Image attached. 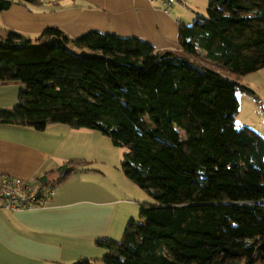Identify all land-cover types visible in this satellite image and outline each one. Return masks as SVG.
Wrapping results in <instances>:
<instances>
[{
	"label": "trees",
	"instance_id": "16d2710c",
	"mask_svg": "<svg viewBox=\"0 0 264 264\" xmlns=\"http://www.w3.org/2000/svg\"><path fill=\"white\" fill-rule=\"evenodd\" d=\"M16 1L42 4L0 0V12ZM179 41L181 52L98 31L50 27L33 41L6 30L0 81L22 87L0 123H68L127 148L124 174L154 200L120 240H97L102 264H264V137L237 123V94L258 95L231 76L264 68V0H210Z\"/></svg>",
	"mask_w": 264,
	"mask_h": 264
},
{
	"label": "crops",
	"instance_id": "0c3cea01",
	"mask_svg": "<svg viewBox=\"0 0 264 264\" xmlns=\"http://www.w3.org/2000/svg\"><path fill=\"white\" fill-rule=\"evenodd\" d=\"M209 2L186 0L165 11L150 0H42L29 6L16 1L0 12V34L14 30L36 41L47 28L58 27L70 38L98 31L139 37L156 49L181 52V26L207 15ZM240 83L258 99L237 94L238 126H249L264 137L259 112L264 109V68ZM21 87L20 81H0V108H12ZM108 140L100 131L68 123H50L45 130L0 123V173L34 182L58 181L59 168L69 160L81 161L56 184L45 205L0 210V264H74L80 259L97 264L105 250L97 240L123 237L148 194L124 174L122 158Z\"/></svg>",
	"mask_w": 264,
	"mask_h": 264
},
{
	"label": "built area",
	"instance_id": "2783aa9c",
	"mask_svg": "<svg viewBox=\"0 0 264 264\" xmlns=\"http://www.w3.org/2000/svg\"><path fill=\"white\" fill-rule=\"evenodd\" d=\"M152 5L165 11L176 3L186 0H150ZM264 119V114H263ZM66 176V170L59 174L61 179ZM55 181H31L13 175L0 173V210L31 209L45 205L55 192Z\"/></svg>",
	"mask_w": 264,
	"mask_h": 264
},
{
	"label": "rangeland",
	"instance_id": "374dc122",
	"mask_svg": "<svg viewBox=\"0 0 264 264\" xmlns=\"http://www.w3.org/2000/svg\"><path fill=\"white\" fill-rule=\"evenodd\" d=\"M187 5H189L190 6V3H187ZM208 5H209V3H208ZM207 5V6H208ZM205 15L206 14V12H204V13H201V15ZM71 48H73V46H70ZM232 76V78L234 79V80H236V81H238V82H240L241 80H243V78L245 77V76H237V75H231ZM245 81L246 82H248V77L247 78H245ZM249 83V82H248ZM246 93H239V96H243V95H245ZM239 102H240V99H239ZM3 109H6V108H3ZM259 112H261V115L263 116V114H264V109H261L260 108V111ZM261 116H259V119H262V117L260 118ZM240 119H241V117H237V123H239L240 122ZM97 131V130H96ZM108 137V136H107ZM108 141H109V143H110V145L113 147V149H115V151L117 152L115 155H117V158H118V156H120L121 158L123 157V155H124V153L127 151V148H125V147H120V146H115L113 143H112V141H111V139L108 137ZM106 158H107V156H105ZM122 161V160H121ZM81 162V161H80ZM121 165V164H120ZM92 168H94V167H92ZM59 177V176H58ZM147 193V192H146ZM148 194V193H147ZM146 194V195H147ZM149 195V194H148ZM147 195V197H148V202H152L154 199L149 195L148 196ZM140 197H145V192H144V194H143V196H141V195H139ZM139 197V198H140ZM139 213H140V207L138 208V211H137V213H136V215H135V217H132L131 219H139ZM130 219V220H131ZM127 226V225H126ZM124 231H125V229H124ZM122 238V237H121ZM121 238H119V239H115V240H120ZM104 251V253H101L100 255H98L99 257V259H101V258H103V256L106 254V250H103ZM97 264H102L101 262H99L98 261V263Z\"/></svg>",
	"mask_w": 264,
	"mask_h": 264
}]
</instances>
